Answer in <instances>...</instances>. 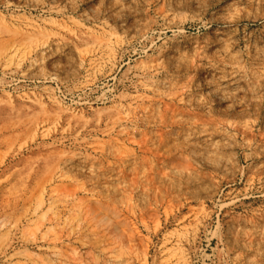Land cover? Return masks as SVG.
Masks as SVG:
<instances>
[{"label": "rangeland", "instance_id": "1", "mask_svg": "<svg viewBox=\"0 0 264 264\" xmlns=\"http://www.w3.org/2000/svg\"><path fill=\"white\" fill-rule=\"evenodd\" d=\"M0 264H264V0H0Z\"/></svg>", "mask_w": 264, "mask_h": 264}]
</instances>
